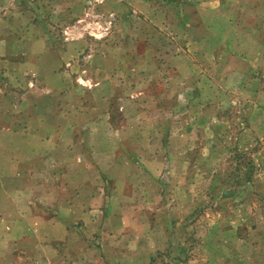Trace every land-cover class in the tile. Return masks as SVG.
I'll use <instances>...</instances> for the list:
<instances>
[{
    "label": "rangeland",
    "instance_id": "rangeland-1",
    "mask_svg": "<svg viewBox=\"0 0 264 264\" xmlns=\"http://www.w3.org/2000/svg\"><path fill=\"white\" fill-rule=\"evenodd\" d=\"M193 1L0 0L10 126L36 130L15 119L39 106L50 142L77 132L37 157L46 186L2 162L0 264H264L260 97L234 89L242 59L226 76L196 57Z\"/></svg>",
    "mask_w": 264,
    "mask_h": 264
},
{
    "label": "crops",
    "instance_id": "crops-1",
    "mask_svg": "<svg viewBox=\"0 0 264 264\" xmlns=\"http://www.w3.org/2000/svg\"><path fill=\"white\" fill-rule=\"evenodd\" d=\"M197 1L207 2L208 4L207 6L197 9L199 12L201 11L200 15L202 21H200L199 24L197 23L191 26L193 28L189 33L191 36L189 35L188 39L192 37L195 41L193 37L194 33L202 30H205V32L207 31L209 34H207V36H199L198 39H196V47L194 48L196 49V57L211 58L210 60H213L211 63L212 70L216 75L217 73L224 72L226 76L237 74L236 65L239 64V59H242L246 66H250V70L247 71L244 69L245 71L243 73V75L249 77L250 81H245V83L237 82L234 89L258 93L260 97L258 105H260L259 107L261 108L259 111V119L264 124V70L258 71L255 76L253 74V66H260L262 68L260 60L263 61L262 59H264V0L262 2H255L252 0ZM214 2H216V4H214ZM218 11H224L225 14H217ZM230 11L235 12L234 18L226 15V12ZM207 12H212L210 18L205 17V13ZM233 27L236 29L234 32L232 30ZM226 31H228L229 34ZM188 44L189 42L187 45ZM205 44H207L208 50L203 48ZM200 46H202L201 50L199 48ZM234 71L235 73H232ZM225 80L227 81L228 79L226 78ZM8 97H13L12 92L8 93L7 96L3 94L0 95V155L3 156L0 159V170L2 169V162H5V174H8L10 177L9 185L14 188H16V186L27 187L29 177L33 176L36 177L37 186H46L45 177L43 182V172L49 171V169H46L44 165L38 164V162L36 163L37 157L39 158L46 154L57 155L64 152V149L69 150V145L76 139L77 132L67 129V136L66 133H64L63 136L56 133L55 140H53L55 142H50L48 140L49 135H43L41 130L43 127L44 129L47 128L50 123H46L48 121L43 114L40 116L41 109L39 106L35 108V113H38L37 115L34 113L31 116H21L19 117L21 118L20 120H18V118L15 119V121H24L27 123H33L35 121L34 123H37L38 126L36 130L34 129L31 131L27 128L24 132H22V130L13 131L12 126L9 124V114H5L6 109L10 111L12 109L11 107H14ZM62 120L63 123H68L69 119L64 115ZM40 122L41 125H39ZM68 126L70 125L68 124ZM32 149L35 150V153L32 152ZM30 152L33 153L31 154L32 157L28 155ZM14 155L17 156L18 160L13 158ZM18 161H20V163H18ZM28 161L34 164L33 167L28 166L30 163ZM52 170L58 172V170L54 168H52ZM10 199L11 200L8 199V202L14 200V198L11 197ZM25 201H31L29 196Z\"/></svg>",
    "mask_w": 264,
    "mask_h": 264
}]
</instances>
